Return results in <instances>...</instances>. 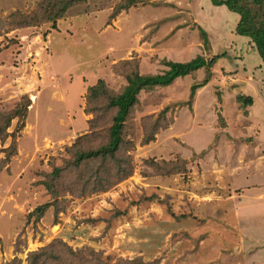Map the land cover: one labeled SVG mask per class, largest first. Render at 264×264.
Listing matches in <instances>:
<instances>
[{
  "label": "rangeland",
  "instance_id": "1",
  "mask_svg": "<svg viewBox=\"0 0 264 264\" xmlns=\"http://www.w3.org/2000/svg\"><path fill=\"white\" fill-rule=\"evenodd\" d=\"M41 1L0 0V109H13L23 95L32 102L16 138V155L1 166L5 154H0V264H27L30 252L57 239L73 249L102 251L113 261L264 264V211L244 208L250 220L244 227L242 202L253 196L239 186L242 180L264 183L262 164L246 167L249 161L260 164L257 146L264 153L258 141L244 136L257 103L240 102L242 95L260 97L257 83L264 84V70L258 69L261 58L250 41L236 32L239 14L213 0H161L167 3L118 13L113 1L88 0L54 26L21 24L38 14ZM218 54L212 81L197 91L191 107L172 110L171 124L149 145L141 143L142 118H156L165 106L187 99L193 80L181 78L160 90L154 105L134 114L131 176L84 197L68 192L58 199L57 216L51 208L37 219L36 208L50 200L40 181L70 158L68 148L89 130V86L99 79L114 88L123 85L113 68L132 57L141 60L142 72L157 73L166 68L165 59L187 62ZM244 60L252 74L242 67ZM257 73L261 78H254ZM220 117L229 121L230 132L237 119L240 131L233 141ZM17 125L14 121L10 132ZM10 144L9 139L0 149ZM245 146L252 148L246 156ZM179 159L187 171L168 177L149 164Z\"/></svg>",
  "mask_w": 264,
  "mask_h": 264
},
{
  "label": "trees",
  "instance_id": "2",
  "mask_svg": "<svg viewBox=\"0 0 264 264\" xmlns=\"http://www.w3.org/2000/svg\"><path fill=\"white\" fill-rule=\"evenodd\" d=\"M107 1V0H105ZM115 2L116 13L129 10L139 4L153 2L157 6L167 3L161 0H110ZM88 0H42L38 4V14L32 15L29 21L21 24L36 26L37 24L53 23L63 18L69 9L86 4ZM216 4H227L229 8L239 14L237 34L249 40L254 54L261 58L258 69L264 70V0H213ZM105 4V3H104ZM114 16V15H112ZM32 19V20H31ZM166 20V19H165ZM22 26V25H21ZM24 27V26H22ZM203 33V32H202ZM253 54V55H254ZM222 54L211 59L197 55L187 62L163 60L166 67L157 73H144L141 70V60L135 57L121 60L114 65V73L124 80L118 88L110 86L104 79H99L86 91L85 112L93 115L88 121V131L79 135L68 148L70 158L63 165L54 166L40 181L50 195V200L39 205L34 211L37 219L54 208V215L61 211L58 199L70 193L80 197L107 191L119 182L131 176L135 170L132 157L128 154L134 147L129 139V130L136 112L154 105V97H159V91L166 89L181 78L190 77L193 80L187 99L177 100L165 106L154 118L149 115L142 118V145H149L154 141L160 129H167L171 124L169 114L175 107L192 106L199 89L207 86L214 77L213 67L221 59ZM202 73V78L199 77ZM152 96L147 98L146 95ZM152 102V103H151ZM241 102L252 104V98L241 97ZM31 99L23 95L13 109H0V144L4 145L10 139L8 147L0 149L5 154L1 166H6L16 155V138L24 128L31 106ZM150 105V106H149ZM17 121L15 131L10 129ZM219 122L226 127L223 117ZM225 129V128H224ZM219 136L216 137L218 140ZM202 156H206L202 154ZM186 161H151L150 166L157 170L160 176H171L187 171ZM11 264H20L14 260ZM27 264H157L146 262L142 258L112 259L105 258L102 251L91 247L73 249L62 240H54L50 245L30 252Z\"/></svg>",
  "mask_w": 264,
  "mask_h": 264
},
{
  "label": "crops",
  "instance_id": "3",
  "mask_svg": "<svg viewBox=\"0 0 264 264\" xmlns=\"http://www.w3.org/2000/svg\"><path fill=\"white\" fill-rule=\"evenodd\" d=\"M236 66H239V64H237ZM242 67L244 69L248 68L249 69V73L252 74V67H251V65H248L246 60H244V62L242 64ZM257 77L261 78V75L259 73H257L256 77L254 76V78L257 79ZM257 85L261 89V92L259 93L260 97L256 98V99H254V98L252 99V101H253L252 104H256V103L257 104L254 107H251V110H253V111H249V113H248L250 115V117H249L250 121L249 122H251V120H254V122H253V125H251L252 123L251 124L249 123L248 128L245 129L246 132H245L244 136H246V137L249 136L250 139H253L255 142L258 141V143H260L261 146L264 147V84L261 83V85H260L259 83H257ZM249 89L252 90V88H250V87H249ZM242 96H245V95H242ZM224 99H225V97H224ZM224 101L225 100H223V104H224ZM240 102H239V104H240ZM258 103H260V105ZM235 111H236V108H235ZM226 124L227 125H226L225 129H227V127H228V132H229L230 136H232V138H230V139L233 141L234 140L233 135L234 134H238L239 131H240V128L238 127L239 124L237 123V119H235L234 130L232 132H230L231 125H230L229 121L226 122ZM235 142H236V139H235ZM245 148L246 149H245V153L244 154L246 156L247 155V151H248L247 149L252 150V148H250V147L248 148L247 146H245ZM256 150L258 151V154H261V156L259 155V156H257L258 158H256V159L260 160L259 161L260 164H258L257 162L254 163V161L253 162L249 161L248 163H246V167L248 168L250 165H252V166L254 165V167H255L256 165H261L262 164L261 165V166H263L262 169H264V160H263V158H261L264 155V153L263 154L260 153L261 150H260L259 146L256 147ZM254 156L256 157V155H254ZM235 157H236V155H235ZM255 171H256V169H255ZM257 173H262V172H257ZM245 176L248 178L249 177L248 173H247V175L245 174ZM239 186L242 187V189H244V191H248L246 193H251L253 197L258 194L257 197L253 198V197L250 196L251 198H248V200L246 199V200H244L242 202L243 203L242 204L243 209L241 211V214H242V216H243V218L245 220L244 221L245 224H243V225H244V227H247L248 226V222L250 220L248 219L247 214L243 212L244 208L257 207V208L263 209L262 211H264V191H263L264 190V183H262V184H258V183H255V182L248 183V182H245V181L242 180ZM260 190L263 191V192L259 193Z\"/></svg>",
  "mask_w": 264,
  "mask_h": 264
},
{
  "label": "bare ground",
  "instance_id": "4",
  "mask_svg": "<svg viewBox=\"0 0 264 264\" xmlns=\"http://www.w3.org/2000/svg\"><path fill=\"white\" fill-rule=\"evenodd\" d=\"M34 98V97H33Z\"/></svg>",
  "mask_w": 264,
  "mask_h": 264
}]
</instances>
